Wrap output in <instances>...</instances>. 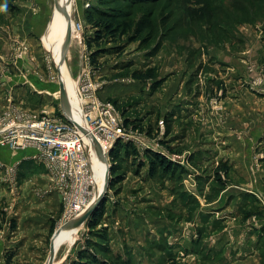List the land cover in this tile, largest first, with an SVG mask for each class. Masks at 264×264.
I'll use <instances>...</instances> for the list:
<instances>
[{"label": "rangeland", "instance_id": "rangeland-1", "mask_svg": "<svg viewBox=\"0 0 264 264\" xmlns=\"http://www.w3.org/2000/svg\"><path fill=\"white\" fill-rule=\"evenodd\" d=\"M70 7L61 64L77 87L91 73L99 97L114 103L134 140L122 142L116 156L108 153L110 183L97 207L98 225L89 227L90 216L67 229L54 264H72L81 251L99 264H264L259 99L240 105L223 71L249 50L243 66L258 89L261 64L251 55L259 54L264 35V0H71ZM61 11V0H0V80L12 78L14 66L25 69V80L37 72L49 84L45 90L30 82L31 89L13 86L19 103L0 105L1 112L15 104L34 115L46 110L76 119L75 98L66 92L67 110L53 54L43 43ZM88 11L102 27L114 22L116 36L89 46L96 29ZM78 21L82 39L73 30ZM28 29L40 31L32 42L21 36ZM1 91L0 83V97ZM87 143L100 194L104 162L98 169ZM154 154L171 160L173 169L164 170ZM4 180L0 170V264H46L64 226L61 198L44 168L30 160L17 184Z\"/></svg>", "mask_w": 264, "mask_h": 264}, {"label": "built area", "instance_id": "built-area-1", "mask_svg": "<svg viewBox=\"0 0 264 264\" xmlns=\"http://www.w3.org/2000/svg\"><path fill=\"white\" fill-rule=\"evenodd\" d=\"M75 36L83 38V25L73 24ZM24 50H28L25 46ZM49 69H52L49 64ZM255 67L250 72L256 73ZM52 80L57 79L52 76ZM78 84L81 98V121L58 117L44 110L34 115L11 104L0 111V147L14 152L31 153L27 156L44 167L52 189L61 198V225L79 217L95 200L98 190L86 148L87 140L95 138L109 153L119 141L134 140L114 103L99 97L100 84L85 72ZM264 85V70L259 67L256 85ZM77 125L84 126L88 133ZM20 162H0L4 182L16 184Z\"/></svg>", "mask_w": 264, "mask_h": 264}, {"label": "crops", "instance_id": "crops-1", "mask_svg": "<svg viewBox=\"0 0 264 264\" xmlns=\"http://www.w3.org/2000/svg\"><path fill=\"white\" fill-rule=\"evenodd\" d=\"M39 5H40V3H39ZM40 7H41V5H40ZM42 22H43V20H42ZM44 25L45 24L43 22L42 25H40V26L44 27ZM36 26H37V24L35 25V27ZM53 26H54V24L52 23V28H53ZM36 30H38V29H36ZM63 30H64V28H63ZM31 32H32V34H31ZM39 32L40 31H37V33L40 35ZM27 33H29L31 35L29 36V34H26L25 30H22L21 36L22 37L28 36L27 39H29V41H31V42L37 37V33L34 32L33 30H31V31L29 30V32H27ZM33 36H36V37H33ZM55 42L56 41L54 39V43ZM43 43L46 46L45 37L43 38ZM36 50L37 49H35V51ZM248 52H249V50H245V52H242L240 55H237L238 58L237 57L232 58V61H234L235 63H231L230 61L229 62L227 61V63H229V65L227 64L225 66L227 69L224 67L223 71H227L228 76H226L227 77L226 80H227L228 86L230 87V90H232L233 92L237 91V93H239L238 99H240V102H239L240 105H243V106L247 105V104L249 105L250 102L253 103V102L257 101V98L259 99V150L260 149L263 150L264 149V85L262 87H258V89L255 90L247 82V78H248L247 68L245 65L243 66V64L245 62L244 59L247 58ZM251 57H252L251 59H254V60H256V62L261 64V67L264 70V35L259 36V54L257 52V54H255V56L253 54V55H251ZM11 68L13 71H15L14 76H12L10 74L13 79L11 77H8L7 75H4L2 81L0 80V83L2 84V91L4 92V96L0 97V105H2V106H5V104L8 105L10 102H14V103H16V105H17V103H19L17 98L14 97L12 94H10L9 90H11L13 88V86L14 87L15 86L22 87V85H23L26 89H31V87L28 85L29 82L33 86V88L35 87V88H38L41 90L42 89L45 90V87L49 86V84L45 82L46 80H44V79L42 80L40 78L39 74H37V72H35L36 74H32V75L29 74V77H28L29 81H28V80H25V78H24V75L26 73L24 68H22L20 70L19 67H15V69L18 68L20 70V72L18 70H14L13 69L14 66H11ZM231 83H233V84L231 85ZM247 84H248V87L246 86ZM248 89L252 90L253 93H250V91ZM66 92H68V91H66ZM254 92H258L259 96H257V93H254ZM68 93L74 97V95H72V93L70 91ZM105 100H108V99H105ZM238 131H240V130H238ZM208 132L212 133L213 131L209 129ZM230 133H231V131L228 134L229 136H231ZM30 153H31L30 150H28L26 152H14V151H10V150L3 149L0 147V162H3L5 164H13L16 162H20V166H19V170H20V169H23V166L25 164L29 163L27 156ZM30 161H32V160H30ZM32 164L37 165V166H41V165L36 164L33 161H32Z\"/></svg>", "mask_w": 264, "mask_h": 264}, {"label": "bare ground", "instance_id": "bare-ground-1", "mask_svg": "<svg viewBox=\"0 0 264 264\" xmlns=\"http://www.w3.org/2000/svg\"><path fill=\"white\" fill-rule=\"evenodd\" d=\"M62 2V11L59 13L58 16L54 17L53 18V21L52 23L54 24L53 28L51 29V33L46 35L45 36V43H46V47L52 52L53 54V58L55 60V64H57L59 66V68H61L62 70V75H61V80L64 84V88H65V91H70L72 93V95H74V98H75V105L73 103H71V109L73 111L72 114H74V116H76V119H74L76 122L78 123H82L81 121V98H80V94H79V89L77 87V84L76 82H74L72 79H71V76L70 74L63 68L62 66V59H61V46L63 45V41H64V35H65V30H66V27H67V23H68V20L66 19V13H65V6L67 4V1L66 0H61ZM64 8V9H63ZM64 28V30H63ZM63 30V31H62ZM58 33H62L61 35H58L60 36L57 40L56 43H54V39L56 38V35ZM87 143L89 145V148L92 149V153H93V161L95 163V165H97V168L98 169H101L102 170V165H103V160L101 158V155H100V152L99 150L97 149L95 143L93 142V140H87ZM92 163V161H91ZM104 167H105V176H106V171H107V165L104 163ZM95 173V172H94ZM101 174L103 173L102 171L100 172ZM97 178V177H96ZM97 181V185H98V180ZM105 184V182H104ZM104 188V187H103ZM98 189H99V185H98ZM99 192L97 191V195H96V198L94 201L97 200ZM86 211H83V213L78 217V222L76 224H74L72 227H75L76 225L82 223L85 218L87 217L86 215ZM67 229L63 230V232L61 233V235L66 231ZM60 235V237H61ZM59 237V238H60ZM49 260H47L46 264H48Z\"/></svg>", "mask_w": 264, "mask_h": 264}, {"label": "water", "instance_id": "water-1", "mask_svg": "<svg viewBox=\"0 0 264 264\" xmlns=\"http://www.w3.org/2000/svg\"><path fill=\"white\" fill-rule=\"evenodd\" d=\"M66 1H67V4L65 6V13H66V19L68 20V23H67V27H66V30H65L63 45L66 44V43H68V41H69V39L71 37L70 35H71V29H72V18H71V13H70V10H69V8L71 9V7H70L71 0H66ZM58 7L61 10V6L59 5ZM53 58H55V57H53ZM54 62H55V60H54ZM55 65H56L57 70H58L57 72H58V75H59L60 90H61L62 98L64 100V103L66 104L67 110H69V103H68V100H67L66 91H65V88H64V84H63V82L61 80L62 70H61V68H59V66L57 64H55ZM77 126L84 133H86V134L88 133V129L86 127L80 126V125H77ZM92 140L95 143L97 149L99 150L103 162L107 165V171H106V176H105L104 188L102 189V191L100 193V196H98L97 200L94 201L87 208V211H86L87 218H86V220L90 216H92L93 213L95 212V210L97 209L100 201L106 195L107 189H108V186H109V183H110V168L111 167L108 164V153L104 150V148L101 146V144L95 138L92 137ZM78 220H79L78 217L77 218H74L73 220H71L68 223L64 224V226H62L55 233V235L53 237V240L51 242L50 257H49L48 264H54V260H55V256H56V246H57V243L59 241V237H60L61 233L63 232V230L72 228V226L74 224H76L78 222Z\"/></svg>", "mask_w": 264, "mask_h": 264}, {"label": "trees", "instance_id": "trees-1", "mask_svg": "<svg viewBox=\"0 0 264 264\" xmlns=\"http://www.w3.org/2000/svg\"><path fill=\"white\" fill-rule=\"evenodd\" d=\"M234 3V2H233ZM242 4V3H241ZM220 9V7H218ZM89 15L87 17V20L92 22V27L96 29V32H94L93 35L89 36L88 38V45H96L98 46L101 40L107 35H110V37H115L116 33L119 31L118 28H114V22H106L104 24V27L100 26L99 20H94L93 14L90 13V11L87 12ZM141 31V30H140ZM98 53L95 52L94 56H96ZM124 146L122 145V142L119 141L115 144V147L111 150L110 155L116 156L120 148ZM155 158L158 160V163L161 167L164 168L166 171H171L173 169V162L169 160L168 158H165L163 155L160 154H154ZM152 167H155L154 165ZM114 168V167H113ZM101 208L98 210H95L93 213L91 220L89 222V227H95L99 223V219L101 218ZM72 264H99V261L94 255H91L89 251H81L78 254L77 260L72 262Z\"/></svg>", "mask_w": 264, "mask_h": 264}]
</instances>
